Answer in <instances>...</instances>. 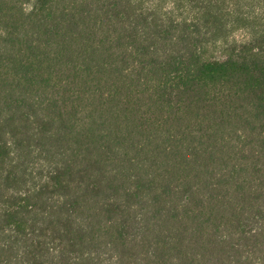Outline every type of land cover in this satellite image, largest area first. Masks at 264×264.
Listing matches in <instances>:
<instances>
[{
	"label": "trees",
	"instance_id": "trees-1",
	"mask_svg": "<svg viewBox=\"0 0 264 264\" xmlns=\"http://www.w3.org/2000/svg\"><path fill=\"white\" fill-rule=\"evenodd\" d=\"M0 264H264V0H0Z\"/></svg>",
	"mask_w": 264,
	"mask_h": 264
}]
</instances>
